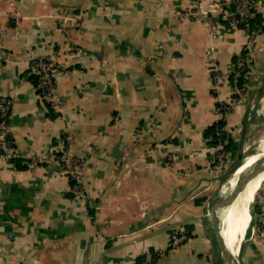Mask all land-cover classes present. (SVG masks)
<instances>
[{
  "label": "crops",
  "instance_id": "obj_1",
  "mask_svg": "<svg viewBox=\"0 0 264 264\" xmlns=\"http://www.w3.org/2000/svg\"><path fill=\"white\" fill-rule=\"evenodd\" d=\"M194 1L0 0V107H10L19 155L0 149V264H141L148 253L154 264H227L213 202L262 114L264 3L248 77L231 94L230 74L218 98L209 62L229 74L253 25L221 21L213 36L184 15ZM40 57L55 63L60 109L36 89ZM218 99L234 101L223 173L206 136L219 122ZM67 130L84 159L82 195L59 161L31 159L60 154ZM259 194L264 179L238 264H264ZM176 230L187 238L170 247Z\"/></svg>",
  "mask_w": 264,
  "mask_h": 264
},
{
  "label": "built area",
  "instance_id": "obj_2",
  "mask_svg": "<svg viewBox=\"0 0 264 264\" xmlns=\"http://www.w3.org/2000/svg\"><path fill=\"white\" fill-rule=\"evenodd\" d=\"M264 0H226L224 3L212 1L205 3V0H196L184 11L185 16H192L198 21L208 25L211 28L213 36L216 35V27L221 21H225L230 27H237L239 24L244 25L248 29L251 26V21L260 12ZM264 25V21L261 22ZM261 30L258 24L253 23V29L250 30L247 42L245 45V53L240 54L238 59L229 74L222 73L214 62H209L212 90L214 95L219 98V88L222 83L231 82V94L239 93L237 86L232 85L239 79H246L249 74V55L252 51V46L257 33ZM36 69L38 79L36 89L40 91L41 96L50 103L54 109H60L64 104V99L57 90L55 82V63L50 57H40L36 59ZM230 82V81H229ZM234 102V101H233ZM233 102L222 101L218 99L216 110L219 115V121L223 123L218 128L216 142L212 146V166L219 172L223 173L227 170L229 164V156L227 144L232 138V131L225 127V123L229 112L233 107ZM10 107L2 105L0 107V149L6 157H18L16 151L11 147L9 134V117ZM64 146L60 154L47 153L37 156H32L31 159L35 162L59 161L64 172L73 181V190L77 195H82L85 192V187L82 178V168L84 159L77 156L71 149L73 137L72 133L67 130L63 138ZM257 202L264 205V194L257 196ZM187 238L182 230L172 231L169 239L170 247H177ZM155 259L149 253L146 254L141 264H154Z\"/></svg>",
  "mask_w": 264,
  "mask_h": 264
},
{
  "label": "bare ground",
  "instance_id": "obj_3",
  "mask_svg": "<svg viewBox=\"0 0 264 264\" xmlns=\"http://www.w3.org/2000/svg\"><path fill=\"white\" fill-rule=\"evenodd\" d=\"M262 151H264V138L260 142L257 153ZM257 153H254L255 155H248L243 161V166L237 172H241L248 167L259 156ZM263 179L264 170L253 176H244L237 182L235 176L228 184L230 190L221 204L219 222L222 224L221 235L224 245L234 256L238 253L239 244L249 225L251 217L249 210L250 204L254 200ZM234 195H238V197L230 204V197Z\"/></svg>",
  "mask_w": 264,
  "mask_h": 264
},
{
  "label": "water",
  "instance_id": "obj_4",
  "mask_svg": "<svg viewBox=\"0 0 264 264\" xmlns=\"http://www.w3.org/2000/svg\"><path fill=\"white\" fill-rule=\"evenodd\" d=\"M256 153V152H255ZM259 156L243 171L237 172L238 169L243 166L244 164V158L239 160L234 167H232L228 172L225 173L223 178L221 179V184L219 188V193L216 196L214 202H213V219L215 224L217 225V237L220 241V249L221 254L225 258L227 264H238L236 258L234 255H232L225 247L224 242L222 240L221 235V223L219 222V216H220V207L222 202L225 200L226 195L228 194L230 190V186L228 185L230 183V180L236 176V182L239 181L244 176H253L261 171L264 170V151L258 152ZM249 155H255L254 153H251ZM240 159V158H239ZM230 173V174H229ZM244 189V187H243ZM238 195H234L230 197V204L236 199ZM219 222V223H218Z\"/></svg>",
  "mask_w": 264,
  "mask_h": 264
},
{
  "label": "rangeland",
  "instance_id": "obj_5",
  "mask_svg": "<svg viewBox=\"0 0 264 264\" xmlns=\"http://www.w3.org/2000/svg\"><path fill=\"white\" fill-rule=\"evenodd\" d=\"M261 105L263 106V107H261V111H262L261 113L262 114L259 117V119L255 118L253 123H252L253 126H252L251 133L249 135V139L251 142H250L249 146H247L246 148L243 149V151H241V153H240L241 155H240L239 160H241L245 156L247 157L251 153H255V152L257 153V151L259 149L260 142L264 138V95H263V102L261 103ZM236 163L233 164V162H232V163H230V166L236 165Z\"/></svg>",
  "mask_w": 264,
  "mask_h": 264
},
{
  "label": "trees",
  "instance_id": "obj_6",
  "mask_svg": "<svg viewBox=\"0 0 264 264\" xmlns=\"http://www.w3.org/2000/svg\"><path fill=\"white\" fill-rule=\"evenodd\" d=\"M260 21V14H257L256 17L251 21V25H253V23H258ZM245 79H240L239 80V85L241 86L243 84ZM223 125L222 122H218L215 125H213L212 127H210L207 131H206V136L210 135V144H214L216 142V138H217V132H218V128L221 127ZM257 208V211L259 212V208Z\"/></svg>",
  "mask_w": 264,
  "mask_h": 264
}]
</instances>
